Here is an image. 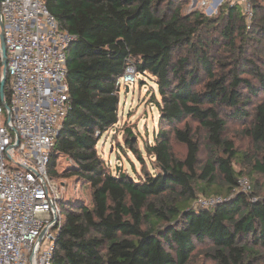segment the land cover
Listing matches in <instances>:
<instances>
[{
    "label": "trees",
    "instance_id": "1",
    "mask_svg": "<svg viewBox=\"0 0 264 264\" xmlns=\"http://www.w3.org/2000/svg\"><path fill=\"white\" fill-rule=\"evenodd\" d=\"M43 1L75 36L69 110L48 172L88 185L90 199L59 201L52 264H196L202 245L213 264H264V3L251 0L248 28L235 5L206 18L183 15L180 0ZM129 64L160 98L159 132L145 146L155 173L138 180L114 174L98 152L119 123L116 82ZM230 124L242 126L247 149L228 136ZM125 144L143 161L131 133ZM62 158L69 166L59 172ZM242 177L249 194L236 192ZM199 194L223 202L201 208Z\"/></svg>",
    "mask_w": 264,
    "mask_h": 264
},
{
    "label": "built area",
    "instance_id": "2",
    "mask_svg": "<svg viewBox=\"0 0 264 264\" xmlns=\"http://www.w3.org/2000/svg\"><path fill=\"white\" fill-rule=\"evenodd\" d=\"M232 3L250 28L252 1ZM0 11L8 74L2 99L0 41V264H52L64 188L50 178L48 166L69 110L67 61L75 36L59 28L43 0H0ZM138 75L129 64L116 87L135 86ZM236 192H252L247 177ZM221 202L201 197L197 205L209 209Z\"/></svg>",
    "mask_w": 264,
    "mask_h": 264
},
{
    "label": "rangeland",
    "instance_id": "3",
    "mask_svg": "<svg viewBox=\"0 0 264 264\" xmlns=\"http://www.w3.org/2000/svg\"><path fill=\"white\" fill-rule=\"evenodd\" d=\"M259 2L264 3V0H259ZM179 5L183 15L197 13L206 18H213L226 14L233 3L232 0H221L220 2L219 0H180ZM154 96L160 99L154 79L147 75H138L137 83L135 86H129V90L125 87L120 89L119 123L106 133L98 144L99 154L106 160L114 174L122 171L131 178L138 180L140 175L145 174L144 172L155 173L153 158H150L145 151L146 144L153 145L156 134L159 132V111L153 103ZM241 129V125L230 124L228 136L233 138L238 146H244L247 149V140H243L239 136ZM129 133L132 134V139L141 151L143 161L138 157V154L133 153L126 147L125 140ZM173 150L178 157L186 155V149L181 145L174 144ZM201 158L202 161H205L206 155L203 153ZM68 166L69 161L62 158L59 172H62ZM117 168L119 169L118 172ZM61 182L58 181V184L64 188L62 193L67 200L74 198L75 200L90 201L88 185H76L74 179ZM201 197L205 196L199 194V198ZM63 214L65 216L64 212ZM207 248L205 245L198 247L199 255L196 264H213L205 259L204 252Z\"/></svg>",
    "mask_w": 264,
    "mask_h": 264
},
{
    "label": "water",
    "instance_id": "4",
    "mask_svg": "<svg viewBox=\"0 0 264 264\" xmlns=\"http://www.w3.org/2000/svg\"><path fill=\"white\" fill-rule=\"evenodd\" d=\"M221 0H219L220 2ZM0 28L3 30V23H2V19H1V11H0ZM0 41H1V48L3 51V65H4V79L1 83V97L2 99L5 97V87L8 81V74H7V48L5 45V38H4V33L2 32L0 35ZM127 90H129V88H127ZM5 106L8 108L7 104H5ZM119 171V169L117 168V172Z\"/></svg>",
    "mask_w": 264,
    "mask_h": 264
}]
</instances>
